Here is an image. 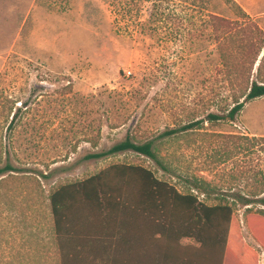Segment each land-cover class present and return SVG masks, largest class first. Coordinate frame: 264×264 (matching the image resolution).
<instances>
[{
	"label": "rangeland",
	"instance_id": "obj_1",
	"mask_svg": "<svg viewBox=\"0 0 264 264\" xmlns=\"http://www.w3.org/2000/svg\"><path fill=\"white\" fill-rule=\"evenodd\" d=\"M233 1L205 7L236 18L239 6L264 30V0ZM174 3L154 27L152 0H0V168L14 167L0 174V264H58L49 192L113 164L143 166L179 192L208 181L207 204L264 187V96L234 121L206 119L231 109L232 87L217 45L191 24L200 14L174 15ZM192 119L193 132L159 137ZM127 134L154 140L168 170L132 150L88 157ZM235 203L236 231L264 264L249 206Z\"/></svg>",
	"mask_w": 264,
	"mask_h": 264
},
{
	"label": "trees",
	"instance_id": "obj_2",
	"mask_svg": "<svg viewBox=\"0 0 264 264\" xmlns=\"http://www.w3.org/2000/svg\"><path fill=\"white\" fill-rule=\"evenodd\" d=\"M175 1L179 4L170 5L174 15L185 10L193 11L190 16L200 14L191 24L217 45L221 72L227 77L224 83L232 87L231 109L209 113L206 119L234 121L248 101L264 96V30L239 6L240 15L234 18L207 9L212 0H200V5L197 0ZM164 2L152 0L154 27L169 13ZM198 124L192 119L163 131L159 137L193 132ZM129 150L150 157L168 170L154 152V140L138 143L130 134L88 157ZM10 171L14 167L6 161L0 174ZM187 183L198 194L179 192L151 170L122 163L52 189L48 201L58 264H259L257 249L239 237L233 215L235 202L249 206L246 222L264 253V197H258L264 187H254L247 195H223L219 202L207 204L199 194L215 193L209 189L210 183L197 178L187 179ZM256 204L261 208L253 211L250 205ZM185 238L195 244H183Z\"/></svg>",
	"mask_w": 264,
	"mask_h": 264
},
{
	"label": "crops",
	"instance_id": "obj_3",
	"mask_svg": "<svg viewBox=\"0 0 264 264\" xmlns=\"http://www.w3.org/2000/svg\"><path fill=\"white\" fill-rule=\"evenodd\" d=\"M260 263V262H259Z\"/></svg>",
	"mask_w": 264,
	"mask_h": 264
}]
</instances>
